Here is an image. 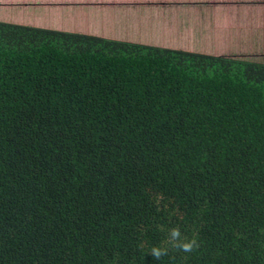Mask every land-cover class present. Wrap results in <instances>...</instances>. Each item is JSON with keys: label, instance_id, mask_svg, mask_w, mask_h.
<instances>
[{"label": "trees", "instance_id": "obj_1", "mask_svg": "<svg viewBox=\"0 0 264 264\" xmlns=\"http://www.w3.org/2000/svg\"><path fill=\"white\" fill-rule=\"evenodd\" d=\"M0 264H264V63L0 22Z\"/></svg>", "mask_w": 264, "mask_h": 264}, {"label": "crops", "instance_id": "obj_2", "mask_svg": "<svg viewBox=\"0 0 264 264\" xmlns=\"http://www.w3.org/2000/svg\"><path fill=\"white\" fill-rule=\"evenodd\" d=\"M0 22L167 47L203 38L206 54L264 63V0H0Z\"/></svg>", "mask_w": 264, "mask_h": 264}, {"label": "clouds", "instance_id": "obj_3", "mask_svg": "<svg viewBox=\"0 0 264 264\" xmlns=\"http://www.w3.org/2000/svg\"><path fill=\"white\" fill-rule=\"evenodd\" d=\"M164 244L165 246H153L150 249L149 253H151V255L156 260H160L163 256L168 254V246L185 253H191L194 249L199 247V244L195 238L191 240L183 238L178 227L169 230L168 238Z\"/></svg>", "mask_w": 264, "mask_h": 264}, {"label": "rangeland", "instance_id": "obj_4", "mask_svg": "<svg viewBox=\"0 0 264 264\" xmlns=\"http://www.w3.org/2000/svg\"><path fill=\"white\" fill-rule=\"evenodd\" d=\"M182 37H183V35H182ZM178 38H181V36H179ZM203 39V38H202ZM202 39H200V40H194V39H192V40H190V41H186V42H184V40L183 39H181V40H179V39H177V38H173V39H166L165 40V43H168V42H170L171 41V46H169V48H174V49H185V50H191V51H198V52H203V53H205V50L209 47L208 45H207V43H205V40H203L202 41ZM138 43V42H137ZM175 44V45H173V44ZM263 45H264V41H263ZM157 46V45H156ZM258 46H260V45H258ZM162 47H167V46H162ZM264 47V46H263ZM252 53H253V51H252ZM246 54H249V53H241V54H238L236 57L237 58H244V57H249V55H247V56H245ZM253 56V55H252ZM259 60H261V59H259ZM258 60V61H259ZM260 62H262V60L260 61Z\"/></svg>", "mask_w": 264, "mask_h": 264}]
</instances>
